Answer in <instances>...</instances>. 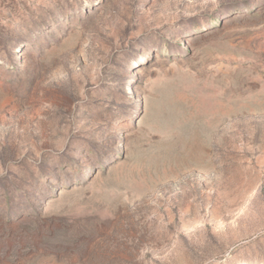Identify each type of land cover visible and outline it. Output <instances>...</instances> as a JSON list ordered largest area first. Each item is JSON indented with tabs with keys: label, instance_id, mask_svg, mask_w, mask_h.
<instances>
[{
	"label": "rangeland",
	"instance_id": "rangeland-1",
	"mask_svg": "<svg viewBox=\"0 0 264 264\" xmlns=\"http://www.w3.org/2000/svg\"><path fill=\"white\" fill-rule=\"evenodd\" d=\"M0 264H264V0H0Z\"/></svg>",
	"mask_w": 264,
	"mask_h": 264
}]
</instances>
